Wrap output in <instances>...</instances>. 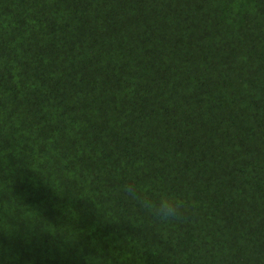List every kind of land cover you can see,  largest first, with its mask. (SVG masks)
Masks as SVG:
<instances>
[{
    "label": "trees",
    "instance_id": "1",
    "mask_svg": "<svg viewBox=\"0 0 264 264\" xmlns=\"http://www.w3.org/2000/svg\"><path fill=\"white\" fill-rule=\"evenodd\" d=\"M0 264H264V0H0Z\"/></svg>",
    "mask_w": 264,
    "mask_h": 264
},
{
    "label": "clouds",
    "instance_id": "2",
    "mask_svg": "<svg viewBox=\"0 0 264 264\" xmlns=\"http://www.w3.org/2000/svg\"><path fill=\"white\" fill-rule=\"evenodd\" d=\"M123 192L145 213L161 223L179 220L189 209L187 200L182 196L174 192L157 194L151 186H140L131 182L124 185Z\"/></svg>",
    "mask_w": 264,
    "mask_h": 264
}]
</instances>
